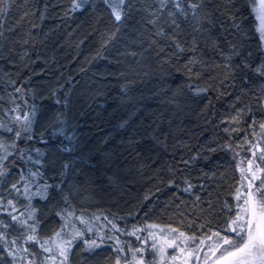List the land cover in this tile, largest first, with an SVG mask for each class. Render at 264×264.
Returning a JSON list of instances; mask_svg holds the SVG:
<instances>
[{"label":"trees","instance_id":"trees-1","mask_svg":"<svg viewBox=\"0 0 264 264\" xmlns=\"http://www.w3.org/2000/svg\"><path fill=\"white\" fill-rule=\"evenodd\" d=\"M196 2L0 5V264H59L66 241L67 264H171L156 230L228 236L264 150V47L250 0Z\"/></svg>","mask_w":264,"mask_h":264},{"label":"snow or ice","instance_id":"snow-or-ice-1","mask_svg":"<svg viewBox=\"0 0 264 264\" xmlns=\"http://www.w3.org/2000/svg\"><path fill=\"white\" fill-rule=\"evenodd\" d=\"M6 2L7 0H0V5ZM105 2L110 4L115 21H122L125 13L123 12L121 6L125 5V0H116L115 3H112L111 0H105ZM160 3L162 7L167 3H172L182 15H187L182 7L183 0H160ZM200 6L201 4L196 2V0H188V7L191 9L193 16L196 15L197 9H199ZM78 7L79 5L74 3V8ZM4 11H6V9L0 7V13ZM256 11L258 14L257 18L260 20L258 31L261 34V39L264 40V0H258ZM258 71H260L261 74H264V69H260ZM17 91H19V89H17ZM261 127L264 128V124H262ZM10 130L11 129H9V131ZM17 135H19V133H17ZM253 155L255 156V153H253ZM258 159L260 161H264V150L261 151V155ZM252 163L254 162L250 161V165ZM256 167L260 168L259 165H256ZM2 174L3 173L0 172V175ZM252 178L253 180L260 179V184L255 188H253L251 183L249 184L247 197L244 199L243 204L238 206L239 211L236 216L231 219L228 228L226 229V231L230 230L233 232L235 238L221 236L219 232L213 233V236L222 240V244L218 241L215 247L210 248L211 255L216 257L214 264H264V179L256 176L255 174H253ZM13 187L15 188V185H13ZM240 198L241 197L238 194L236 199L239 200ZM8 203L11 205L12 201H9ZM31 218L32 217L29 216V219ZM12 220L17 221V217L12 216ZM19 223L23 224L24 222L19 221ZM32 231L35 232L34 227H32ZM59 235L60 233H56V236ZM77 235L80 234L77 233ZM181 235L183 236V233H181ZM2 238L3 234H0V239ZM26 239L28 241H35L36 237L29 235ZM13 243H15V241H13ZM64 243V247H60L59 245L57 246L59 248L58 255L62 257L61 264H67L68 253L72 242L66 241ZM85 243L89 248L97 246L94 240L91 242L86 241ZM201 243H203V241H201ZM223 245H226L227 247H223ZM43 250L49 253L52 251V249L48 247H44ZM24 251L27 252L28 249L25 248ZM135 251L140 252L142 250L136 249ZM48 259L55 260L56 256L50 255ZM117 264H119V260H117ZM138 264H143V258H140Z\"/></svg>","mask_w":264,"mask_h":264},{"label":"rangeland","instance_id":"rangeland-1","mask_svg":"<svg viewBox=\"0 0 264 264\" xmlns=\"http://www.w3.org/2000/svg\"><path fill=\"white\" fill-rule=\"evenodd\" d=\"M252 11L254 14V17L256 19L257 27L260 26V20L257 18V5L258 0H250ZM263 47H264V40H263ZM264 69V57L263 61L261 62L259 66V70ZM260 73V71H259ZM261 74V73H260ZM264 76V74H262ZM261 97L264 102V84L261 88ZM264 124V123H263ZM261 148H255L250 153V158H248L245 161H242L239 165V173L241 177V182L239 184V192L238 194L242 195L243 199L247 197V193L249 192V184L251 183L253 185V188L258 186L260 184V179L253 180V174L256 176L264 179V166L263 161H260L258 157L261 155ZM255 153V156L253 155ZM250 161H253L250 165ZM256 165H259L260 168H257ZM240 195V196H241ZM164 230V229H163ZM156 230L153 238V245H155V250L157 254L159 255L160 259H158V262H164L166 258L167 251L170 249L174 252V259L171 264H214V261L216 257L211 255L210 248L215 247L216 243L218 241H213L211 243L207 241H203V243L199 242L196 247L190 248L189 247V239L186 237H175L170 232L164 230ZM234 233L230 230L228 231L227 235H233ZM156 235V238H155ZM177 240V241H176ZM162 242V243H161ZM219 243L222 244V240L219 241ZM171 245V246H169ZM177 246V247H176ZM179 246V247H178ZM223 247H227L226 245H223ZM59 250H53V253L56 256V261L61 264L62 257L58 255ZM207 254V255H206ZM139 259L134 260L132 264H138ZM143 264L145 262L143 261Z\"/></svg>","mask_w":264,"mask_h":264}]
</instances>
